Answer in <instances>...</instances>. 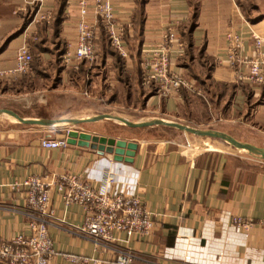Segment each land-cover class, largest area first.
<instances>
[{
  "label": "crops",
  "instance_id": "obj_1",
  "mask_svg": "<svg viewBox=\"0 0 264 264\" xmlns=\"http://www.w3.org/2000/svg\"><path fill=\"white\" fill-rule=\"evenodd\" d=\"M111 4L124 30L128 57L120 58L110 49L104 27L97 22L95 58L75 68L61 61L75 44V0H0V71L13 67L22 46L33 58L28 73L0 80V110L33 120L106 115L133 123L152 119L194 123V128L207 127L264 149V85L253 88L238 81L225 53L228 31L242 37L243 56L252 54L251 31L262 38L264 53V0H111ZM42 14H49V19L41 20ZM89 19L95 23L91 12ZM168 27L184 45L183 57L172 60L171 69L183 75L190 89L162 97L154 85L143 84L141 64ZM26 96L36 99L24 108L20 100ZM197 106L203 108V116L194 118ZM156 128L163 129L129 128L113 118L75 127H43L0 115V239L28 234V223L39 219L46 223L58 253L109 260L125 252L136 264H264V162L233 152L220 140L193 136L197 141L184 144L157 140L148 134ZM73 129L137 143L133 162L114 164L111 155L99 156L78 146L41 147L43 140L66 139ZM86 168L109 169L119 184L135 188L155 223L149 241H126L120 234L117 242L97 245L78 232L83 209L64 208L54 187L43 214L27 209L23 193L8 187L29 176L60 177ZM233 219L250 226L233 227ZM51 264L69 263L57 255Z\"/></svg>",
  "mask_w": 264,
  "mask_h": 264
},
{
  "label": "built area",
  "instance_id": "obj_2",
  "mask_svg": "<svg viewBox=\"0 0 264 264\" xmlns=\"http://www.w3.org/2000/svg\"><path fill=\"white\" fill-rule=\"evenodd\" d=\"M75 8V44L61 56L64 66L76 68L84 61L94 60L97 22L104 27L110 49L120 58L128 57L124 30L116 22L111 0H75ZM90 12L95 23L89 19ZM39 18L48 20L49 14H42ZM249 36L253 40L251 55L241 54L242 37L232 31L225 34V53L230 68L237 72L238 81L259 88L264 85L263 40L253 31ZM183 55L184 45L177 32L173 27L166 28L160 43L144 54L141 64L143 84L154 85L162 97L177 93L182 88L190 89L183 75L171 69L172 60L180 59ZM32 61L29 48L20 47L15 53L13 67L0 71V80L9 81L25 75L29 72ZM66 146L65 138L41 142V147L48 150ZM8 187L23 193L27 209L42 214L50 206V189L54 187L64 208L77 205L83 209L84 217L78 232L97 245L117 242L116 237L120 234L125 235L126 241H149L152 238L155 228L152 214L135 188L119 184L109 169L95 172L92 168H86L80 174L67 173L44 179L29 176L23 180H14ZM48 213L51 214L52 210ZM232 225L244 229L250 226L239 219H233ZM57 255L69 264H136L134 256L125 252L109 260L58 253L46 223L39 219L28 223V234H16L7 241L0 239V263L51 264Z\"/></svg>",
  "mask_w": 264,
  "mask_h": 264
},
{
  "label": "water",
  "instance_id": "obj_3",
  "mask_svg": "<svg viewBox=\"0 0 264 264\" xmlns=\"http://www.w3.org/2000/svg\"><path fill=\"white\" fill-rule=\"evenodd\" d=\"M0 115H6L21 124L39 125L43 127H52L59 124H66L69 125L70 127H75L82 123L94 122V121H99L102 119H110V118L115 119L116 121L126 125V127L129 128L141 129V128H148L153 126H161L179 131L181 133L193 137L220 140L226 143L227 145L231 146L235 150L253 156L258 160L264 162V149L257 148L247 143L238 142L231 136L219 131H215L211 129H198L178 122H169L160 119H152L143 122L133 123L127 120L125 121L121 118L111 117L106 115L96 116L86 119H79V120H43V119L33 120V119L20 118L17 114L8 110H0ZM66 143L67 145H71V146L87 148L99 156H102L104 154L111 155L112 162L114 164H131L133 162V158L138 146L137 143L135 142H126L114 138L91 135L88 133L79 132L74 129L67 131Z\"/></svg>",
  "mask_w": 264,
  "mask_h": 264
},
{
  "label": "rangeland",
  "instance_id": "obj_4",
  "mask_svg": "<svg viewBox=\"0 0 264 264\" xmlns=\"http://www.w3.org/2000/svg\"><path fill=\"white\" fill-rule=\"evenodd\" d=\"M36 98L35 97H25L23 98V100H20V105L22 107L25 108L26 104L28 101H34ZM203 108L201 106H197V107H194V112H192V116L194 118H199V116H203ZM185 125H188V126H191V127H195L196 125H194V123H183ZM196 128H204L206 129L207 127H196ZM156 131L155 132H151V133H148L150 136L152 135V137L154 139H157V140H167V141H180L182 142L183 144L186 143V141H195L196 139L189 136V135H185L179 131H175V130H170V129H161V128H156L155 129ZM128 133H126L127 135ZM131 134V133H129ZM197 141V140H196ZM233 152H237L236 150L232 149ZM242 155H247L243 152H240ZM248 159L252 160V161H260V160H257L255 159L254 157L252 156H246Z\"/></svg>",
  "mask_w": 264,
  "mask_h": 264
},
{
  "label": "trees",
  "instance_id": "obj_5",
  "mask_svg": "<svg viewBox=\"0 0 264 264\" xmlns=\"http://www.w3.org/2000/svg\"><path fill=\"white\" fill-rule=\"evenodd\" d=\"M62 2H60V4H61ZM59 4V5H60ZM61 9V8H60ZM60 9L58 10V12H57V14H58V16H59V12H60ZM164 129H169V128H165V127H163ZM170 130H173V129H170ZM176 131V130H175Z\"/></svg>",
  "mask_w": 264,
  "mask_h": 264
}]
</instances>
